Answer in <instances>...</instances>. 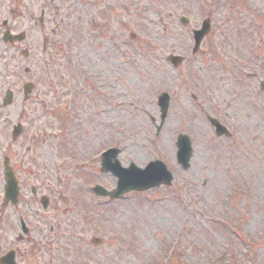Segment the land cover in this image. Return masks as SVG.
Here are the masks:
<instances>
[{"label": "rangeland", "instance_id": "1", "mask_svg": "<svg viewBox=\"0 0 264 264\" xmlns=\"http://www.w3.org/2000/svg\"><path fill=\"white\" fill-rule=\"evenodd\" d=\"M68 1L66 9L75 5L81 14L67 23L81 36L77 59L86 97L66 128V147L50 149L47 162L61 166V222L75 227L69 235L66 226L65 236L80 235L81 258L86 264H264V0ZM0 17L9 15L2 9ZM204 18L212 29L194 55L192 30ZM27 26L29 20H17L18 31ZM51 27L45 21V30L31 29L32 60L42 56ZM172 52L186 57L177 68L167 60ZM17 57L22 65L31 61ZM163 91L171 101L157 134ZM206 113L233 136L217 137ZM49 124L51 145L59 132L56 120ZM179 133L193 140L188 169L176 159ZM108 145L121 148L123 166L163 160L173 183L114 200L95 195L92 186L111 190L117 178L100 172L98 159L84 163ZM94 235L103 239L98 246L91 244ZM81 258L64 264H83Z\"/></svg>", "mask_w": 264, "mask_h": 264}, {"label": "flooded vegetation", "instance_id": "2", "mask_svg": "<svg viewBox=\"0 0 264 264\" xmlns=\"http://www.w3.org/2000/svg\"><path fill=\"white\" fill-rule=\"evenodd\" d=\"M35 1H0V16L2 9L9 15L0 17V55L6 54L0 59V264H64L79 257L75 239L80 235L65 236L66 226L69 235L75 227L61 222V166L49 167L47 161L50 149L66 147V128L80 115L86 97L77 59L81 36L67 23L81 14L75 5L66 9L68 0H39L40 6ZM18 19L29 20L31 26L18 31ZM45 21L53 27L39 49L42 56L32 60L31 29L37 25L45 30ZM5 30L23 31V40L4 41ZM17 54L31 57L30 63L22 65ZM28 83L32 86L26 93ZM51 118L57 121L59 141L50 145L48 131L55 127Z\"/></svg>", "mask_w": 264, "mask_h": 264}, {"label": "water", "instance_id": "3", "mask_svg": "<svg viewBox=\"0 0 264 264\" xmlns=\"http://www.w3.org/2000/svg\"><path fill=\"white\" fill-rule=\"evenodd\" d=\"M183 22L187 21V18H182ZM211 28L210 20L206 19L203 22L200 30H195L196 45L194 50H197L203 37L209 32ZM175 65H178L183 58L179 55H171L169 57ZM264 87V82H262ZM159 104L162 111V123L167 115V109L169 106V95L164 93L159 98ZM211 122L217 127L219 135L227 134L231 135L227 128L221 125L216 119L209 117ZM178 150V161L184 168L189 167V159L192 153L191 140L187 135H180L177 143ZM113 153H107L106 159L103 162V170H111L115 175L119 177L118 187L111 192L105 190L102 186H96L94 191L100 195H109L111 197H118L123 195L125 192L132 189L144 190L153 186H159L162 183L170 185L172 183V173L167 169L166 165L156 160L150 163L146 168H139L134 164H131L128 168H123L120 162L115 158L118 150H113Z\"/></svg>", "mask_w": 264, "mask_h": 264}]
</instances>
